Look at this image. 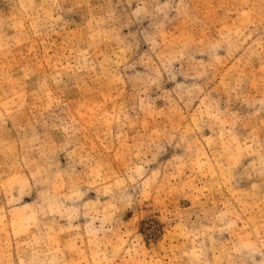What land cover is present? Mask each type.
Instances as JSON below:
<instances>
[{"label": "rangeland", "instance_id": "obj_1", "mask_svg": "<svg viewBox=\"0 0 264 264\" xmlns=\"http://www.w3.org/2000/svg\"><path fill=\"white\" fill-rule=\"evenodd\" d=\"M0 264H264V0H0Z\"/></svg>", "mask_w": 264, "mask_h": 264}]
</instances>
